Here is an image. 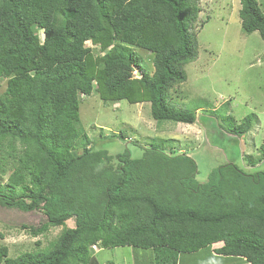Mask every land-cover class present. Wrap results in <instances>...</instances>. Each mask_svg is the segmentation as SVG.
Wrapping results in <instances>:
<instances>
[{
    "label": "trees",
    "instance_id": "obj_1",
    "mask_svg": "<svg viewBox=\"0 0 264 264\" xmlns=\"http://www.w3.org/2000/svg\"><path fill=\"white\" fill-rule=\"evenodd\" d=\"M199 1L0 0V174L10 167L0 207L41 212L44 223L20 226L31 237L61 228L43 250L9 257L0 246V264H99L93 246L150 250L154 264H178L217 243V255L264 264V171L225 163L199 183L186 152L132 141L140 158L111 155L80 122V100L94 93L105 103L147 102L156 122L196 123V110L172 105L169 90L197 58ZM239 3L242 31L264 41L257 1ZM136 48L151 53V74ZM251 125V116L220 124L238 139Z\"/></svg>",
    "mask_w": 264,
    "mask_h": 264
},
{
    "label": "rangeland",
    "instance_id": "obj_2",
    "mask_svg": "<svg viewBox=\"0 0 264 264\" xmlns=\"http://www.w3.org/2000/svg\"><path fill=\"white\" fill-rule=\"evenodd\" d=\"M256 1L264 14V0ZM198 5L200 12L192 29L197 58L184 66L186 81L169 90L172 105L196 110V123L156 122L147 102L105 103L92 93L80 100L81 126L95 148L108 150L111 155L127 151L131 158H140L142 151L132 141L186 152L197 164L199 183L207 180L213 168L225 163H234L247 173L264 171V160H259V147L264 142V41L257 32L248 35L242 31L239 0H204ZM86 46L91 44L87 42ZM136 49L151 74V53ZM5 85L6 80L0 79V93ZM247 116L252 117V125L242 139L229 135L220 126L237 125ZM112 135L118 137L110 139ZM9 172L10 167L4 176L0 174L2 184ZM45 220L38 211L24 213L0 207V233L4 237L0 246L8 248L9 257L45 249L59 235L60 227L37 237L20 227L38 226ZM67 226L73 227V221H67ZM220 246L217 243L211 249L181 254L178 264H247L238 258L217 255L215 249ZM92 254L99 264H151L150 260L154 264L150 250L98 246Z\"/></svg>",
    "mask_w": 264,
    "mask_h": 264
},
{
    "label": "built area",
    "instance_id": "obj_3",
    "mask_svg": "<svg viewBox=\"0 0 264 264\" xmlns=\"http://www.w3.org/2000/svg\"><path fill=\"white\" fill-rule=\"evenodd\" d=\"M93 249L95 250V249H96V247H95V246H93Z\"/></svg>",
    "mask_w": 264,
    "mask_h": 264
},
{
    "label": "clouds",
    "instance_id": "obj_4",
    "mask_svg": "<svg viewBox=\"0 0 264 264\" xmlns=\"http://www.w3.org/2000/svg\"><path fill=\"white\" fill-rule=\"evenodd\" d=\"M221 245H222V243H221Z\"/></svg>",
    "mask_w": 264,
    "mask_h": 264
}]
</instances>
